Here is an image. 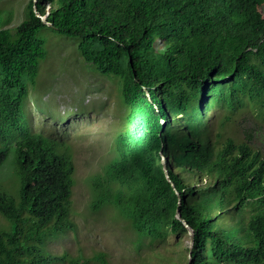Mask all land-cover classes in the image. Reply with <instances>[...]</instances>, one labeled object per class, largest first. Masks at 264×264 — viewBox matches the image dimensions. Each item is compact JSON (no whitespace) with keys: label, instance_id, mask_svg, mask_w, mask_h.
Instances as JSON below:
<instances>
[{"label":"trees","instance_id":"obj_1","mask_svg":"<svg viewBox=\"0 0 264 264\" xmlns=\"http://www.w3.org/2000/svg\"><path fill=\"white\" fill-rule=\"evenodd\" d=\"M34 6L78 39L96 72L120 81L126 122L89 180L90 209L111 205L139 243L187 233L185 222L190 264H264V151L225 133L243 108L264 114V0H27L16 22L0 5V142L20 129L27 83L45 56L38 32L46 24ZM19 132L18 198L0 190L12 225L0 230V264H86L45 247L73 228L69 146ZM6 152L0 145V163ZM90 259L108 264L103 251Z\"/></svg>","mask_w":264,"mask_h":264},{"label":"rangeland","instance_id":"obj_2","mask_svg":"<svg viewBox=\"0 0 264 264\" xmlns=\"http://www.w3.org/2000/svg\"><path fill=\"white\" fill-rule=\"evenodd\" d=\"M26 1L0 0V5L14 10L16 22L23 17ZM243 33L250 34L249 30ZM38 36L44 43L45 56L39 62L35 81L27 83L20 129L0 142L7 146L6 157L0 163V190L18 198V159L13 144L21 128L65 141L75 166L69 217L73 228L46 241V249L53 254L67 252L72 259L81 254L86 264H100L90 259L99 251L106 253L108 264H185L187 233L170 234L164 240L144 238L139 243L137 233L111 205L97 211L90 209L89 180L101 173L112 158L114 139L126 122L120 81L99 74L91 63L85 62L78 53L76 37L47 25ZM209 114L211 123L216 124L221 111L213 107ZM225 133L238 141L248 140L255 149L264 151V114L243 108L227 122ZM11 226L0 213V230L8 231Z\"/></svg>","mask_w":264,"mask_h":264},{"label":"water","instance_id":"obj_3","mask_svg":"<svg viewBox=\"0 0 264 264\" xmlns=\"http://www.w3.org/2000/svg\"><path fill=\"white\" fill-rule=\"evenodd\" d=\"M34 1H35V0H34ZM33 10H34L36 16H39V17L41 18V20H42V22H43L44 24H46L47 26H51V23L45 20V17L42 16V15L36 10V7H35V6L33 7ZM162 162H163L164 170L166 171L165 160H164V158H162ZM167 177H168V176H167ZM168 179H169V178H168ZM176 216H177V218H180V212H179V209H178V208H177V210H176ZM183 223H184V225H185V228L187 229V234H188V236H189V241H188V254H187V257H188V264H190V263H191V251H192V245H193V231H192V229H191V228H190L185 222H183Z\"/></svg>","mask_w":264,"mask_h":264}]
</instances>
